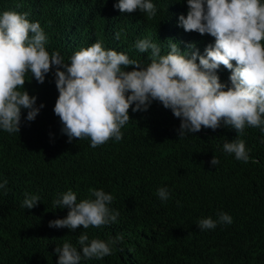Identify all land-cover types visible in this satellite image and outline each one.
<instances>
[{
    "label": "trees",
    "instance_id": "obj_1",
    "mask_svg": "<svg viewBox=\"0 0 264 264\" xmlns=\"http://www.w3.org/2000/svg\"><path fill=\"white\" fill-rule=\"evenodd\" d=\"M118 0H0V13L29 12L48 37L49 53L59 51L66 63L75 51L102 41L106 49L123 51L145 63L148 53L135 48L138 39L151 37L166 54L169 39L182 51L195 43L203 54L215 39L185 32L179 16L187 15L186 0H152L157 15L148 20L138 10L122 14ZM123 29L120 39L115 33ZM198 63V61H197ZM235 63V62H233ZM127 70H132L131 68ZM55 67L39 84L29 75L25 89L43 104L34 121L22 110L20 133L0 129V264H58L56 246L69 242L79 249L78 236L67 228H50L49 222L67 216L54 207L60 193L71 189L78 201L89 189L113 195L110 205L120 212L117 222L89 227L90 239L107 241L123 235L103 259L81 264H264V131L246 127L243 135L230 126L205 129L179 139L181 120L159 102L147 112L129 110L131 120L121 129L123 139H110L92 148L90 139L68 142L54 113L58 90ZM221 82L230 84L229 70L221 66ZM135 105H133L134 107ZM244 140L247 163L225 153L226 141ZM216 156L219 164L211 160ZM165 187L169 199L157 190ZM25 193L41 197L33 209L22 208ZM232 217L231 224L200 230L197 222L218 213ZM82 253V250H81Z\"/></svg>",
    "mask_w": 264,
    "mask_h": 264
},
{
    "label": "clouds",
    "instance_id": "obj_2",
    "mask_svg": "<svg viewBox=\"0 0 264 264\" xmlns=\"http://www.w3.org/2000/svg\"><path fill=\"white\" fill-rule=\"evenodd\" d=\"M184 3V0H183ZM187 15L179 16L178 26L185 32L210 35L215 39L201 54L195 43L182 51L180 43L167 41L169 51L149 36L138 39L135 48L148 53L145 63L123 51L106 49L102 41L75 51L66 63L59 51L49 53L48 37L39 22L29 20V12L6 10L0 13V129L20 133L22 110L27 121H34L45 105L37 107V97L25 89L26 77L44 84L53 71L58 98L54 113L62 124L61 133L68 142L90 139L97 148L115 139H123L121 129L131 120L129 110L147 112L153 102L181 120L179 139L205 129L213 131L230 126L243 135L246 127L264 131V0H186ZM114 8L122 14L137 10L151 20L157 15L152 0H118ZM123 29L115 33L120 39ZM198 61V63H197ZM235 62V63H233ZM229 70L230 84L222 83L218 71ZM131 68L132 70H127ZM133 105H135L133 107ZM222 150L239 161L250 159L244 140L237 138L223 144ZM216 167L219 160H211ZM7 180L0 183L6 189ZM89 198L78 201L69 189L54 199L53 205L68 209L67 216L49 222L50 228H67L78 236L79 249L69 242L56 246L58 264H81L83 259H103L123 241V235L107 241L90 239L87 229L117 222L118 210L110 207L114 197L103 189H89ZM156 195L169 199L168 189ZM38 194L25 193L22 208L33 209L40 202ZM197 222L200 230L215 229L217 223L231 224L232 217L218 213ZM82 250V253H81Z\"/></svg>",
    "mask_w": 264,
    "mask_h": 264
}]
</instances>
